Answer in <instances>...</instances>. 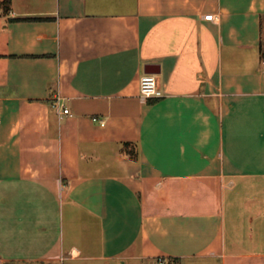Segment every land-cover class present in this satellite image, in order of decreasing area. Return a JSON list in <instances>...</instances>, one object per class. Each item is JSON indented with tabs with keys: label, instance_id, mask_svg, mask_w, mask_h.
<instances>
[{
	"label": "crops",
	"instance_id": "crops-1",
	"mask_svg": "<svg viewBox=\"0 0 264 264\" xmlns=\"http://www.w3.org/2000/svg\"><path fill=\"white\" fill-rule=\"evenodd\" d=\"M160 256L264 264V0H0V264Z\"/></svg>",
	"mask_w": 264,
	"mask_h": 264
},
{
	"label": "built area",
	"instance_id": "built-area-1",
	"mask_svg": "<svg viewBox=\"0 0 264 264\" xmlns=\"http://www.w3.org/2000/svg\"><path fill=\"white\" fill-rule=\"evenodd\" d=\"M214 13H208L205 14L204 17L207 19H213L214 18ZM140 95L145 98H156L159 96L164 95V91L162 88L159 86L158 81H157V76L156 73L154 72H144L141 77H140ZM57 102L58 105L61 107L59 110V113H69L70 110L68 107L64 105V103L61 101V97L57 96ZM93 119L99 120L100 122H104L105 119L99 116H93ZM165 258L164 257H158L157 261L159 264H164L165 263Z\"/></svg>",
	"mask_w": 264,
	"mask_h": 264
},
{
	"label": "water",
	"instance_id": "water-1",
	"mask_svg": "<svg viewBox=\"0 0 264 264\" xmlns=\"http://www.w3.org/2000/svg\"><path fill=\"white\" fill-rule=\"evenodd\" d=\"M150 66H152V64H148V67L146 68V72H155L157 70H154L152 68H150Z\"/></svg>",
	"mask_w": 264,
	"mask_h": 264
},
{
	"label": "rangeland",
	"instance_id": "rangeland-1",
	"mask_svg": "<svg viewBox=\"0 0 264 264\" xmlns=\"http://www.w3.org/2000/svg\"><path fill=\"white\" fill-rule=\"evenodd\" d=\"M157 264H159L158 262H157ZM166 264V263H165Z\"/></svg>",
	"mask_w": 264,
	"mask_h": 264
},
{
	"label": "trees",
	"instance_id": "trees-1",
	"mask_svg": "<svg viewBox=\"0 0 264 264\" xmlns=\"http://www.w3.org/2000/svg\"><path fill=\"white\" fill-rule=\"evenodd\" d=\"M132 153H134V152L132 151Z\"/></svg>",
	"mask_w": 264,
	"mask_h": 264
}]
</instances>
